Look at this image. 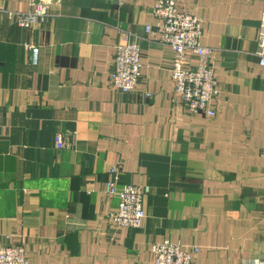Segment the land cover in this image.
<instances>
[{
	"label": "crops",
	"instance_id": "1",
	"mask_svg": "<svg viewBox=\"0 0 264 264\" xmlns=\"http://www.w3.org/2000/svg\"><path fill=\"white\" fill-rule=\"evenodd\" d=\"M37 1L0 0V247L23 248L30 264H154L163 241L198 249L196 264L264 259V68L253 57L264 0H172L214 51L212 118L187 113L174 91L156 0H41L50 17L31 29L4 14ZM120 31L141 50L127 94L109 81ZM109 180L146 190L140 229L113 225Z\"/></svg>",
	"mask_w": 264,
	"mask_h": 264
},
{
	"label": "built area",
	"instance_id": "2",
	"mask_svg": "<svg viewBox=\"0 0 264 264\" xmlns=\"http://www.w3.org/2000/svg\"><path fill=\"white\" fill-rule=\"evenodd\" d=\"M4 14L22 29H31L43 23L50 17L49 8L39 0L31 6L27 13L7 12ZM152 15L157 24L153 35L161 47L168 49L173 56L169 70L170 79L176 95L181 97L184 110L189 114L202 113L209 118L214 117V101L219 99L220 92L214 78L210 58L213 49L200 44L203 33V23L196 16L177 8L172 0H156ZM151 31L145 27V33ZM124 43L115 48L110 86L123 94L134 91L139 83L141 72V50L139 41L128 31H120ZM188 56L196 61L194 67H188ZM258 66L264 68V7L257 29L256 49L253 53ZM36 49H32V64L35 63ZM149 96L146 94V97ZM56 151L66 147V139L56 133L53 139ZM119 171V165L110 173ZM146 190L126 185L119 187L109 180L104 187V194L118 201L116 211L110 215L116 228L140 229L145 219L143 195ZM154 264H196L195 256L198 249L192 252L181 250L178 245L163 241L151 246ZM0 264H30L25 251L21 247H0ZM253 264H264L260 259Z\"/></svg>",
	"mask_w": 264,
	"mask_h": 264
}]
</instances>
